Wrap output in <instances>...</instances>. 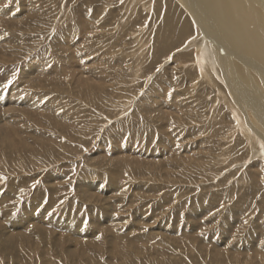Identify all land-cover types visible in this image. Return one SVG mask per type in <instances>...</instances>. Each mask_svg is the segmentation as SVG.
<instances>
[{
  "label": "rangeland",
  "instance_id": "374dc122",
  "mask_svg": "<svg viewBox=\"0 0 264 264\" xmlns=\"http://www.w3.org/2000/svg\"><path fill=\"white\" fill-rule=\"evenodd\" d=\"M184 7L0 0V264H264V127L221 74L264 101V51L222 67Z\"/></svg>",
  "mask_w": 264,
  "mask_h": 264
},
{
  "label": "bare ground",
  "instance_id": "6f19581e",
  "mask_svg": "<svg viewBox=\"0 0 264 264\" xmlns=\"http://www.w3.org/2000/svg\"><path fill=\"white\" fill-rule=\"evenodd\" d=\"M179 1L182 2L185 5V7H187L190 10V12H192V14L194 16H196V12H198V9H199L198 7H200L201 4L204 5V7L206 8V9L204 8L205 9L204 14H205V17L206 16L208 17L206 19V21L209 22L208 28H211L214 31V33H211L212 34V35H210L211 37L210 36H208V37H210L209 40L211 42L216 44L215 46H216V50H218V54L215 56H216V59L219 61L220 65L222 67H224V65L227 67H229L231 65L230 61H229V53L232 52V50L235 47H237V48L239 47L238 43L240 45L242 44L240 47L243 49H246V52L250 51L251 54H254L255 56H258V57L259 56L262 57V52L264 51L262 48V46H264V44H263L264 43V0H196L197 3L195 2V0H179ZM185 7H184V9H185ZM199 11L201 13V9H199ZM199 16H200V14H199ZM202 16L203 15L201 14L200 18H202ZM203 19L205 21V18H203ZM236 19H238V20H236ZM206 25H207V23H206ZM201 26H202V24H201ZM205 32H206V29H205ZM256 33L260 34L261 36L260 37L258 36V38H257ZM201 34H205V33H201ZM223 38L228 40L231 43V45H234L235 47L233 49H230V50L227 49V47H231V46L229 45V43L224 42L225 40ZM219 41L223 44L221 45V43ZM260 47H261V49H260ZM237 54H238V52H237ZM232 58H234V57H232ZM233 61H234V59H233ZM234 64L238 68L236 71L238 72V75L240 76V78L243 79V77H246L248 80H246L245 82H249V84L252 85V83H251L252 80L249 77L250 73L248 74V71L247 72L245 71L246 67L252 66V62L250 60L247 61L246 59H244L242 61V64L240 62L239 63L234 62ZM234 64H233V66H234ZM207 66H209V65H207ZM36 67H37V65H30V67L28 68V72H27L28 74L27 75L31 76L32 74H34V71L37 69ZM230 69L228 68L229 72H230ZM259 71L261 73L260 75L262 76V77H260L261 83H263L264 82V72H262L263 70H259ZM233 73H231L232 75H229V78H228L227 77L228 75H226L228 73H226V71L222 70L221 74L222 75L225 74L224 79L227 82L226 85L228 86V88L233 90L234 96L236 98H238L237 97L238 95L242 98L241 101L238 100L239 105L241 103H245L248 106H250V108L254 111L255 117L264 127V101H260V103H259V101H255V97L252 96L251 94L249 95V97H247L246 93L244 94L242 92H239V88L236 87V85H238L240 83H239V81H237L235 83V74L233 77ZM237 76H236V79H237ZM235 87H236V89H235ZM0 97L1 98L6 97V93H1ZM11 99L13 100V98H11ZM11 99L9 97H7L5 99V101L6 102L12 101ZM13 103H14V101H13ZM4 105L6 106V104H4ZM8 109L11 110L13 108H8ZM8 117L4 116V118L3 117L0 118L1 119L0 122L1 123L2 122L6 123V121L9 122V120L11 118L8 119ZM13 121L16 122L17 119H15ZM245 121H247V120H245ZM243 125H245V127H246V124H243ZM248 130H249V128H248ZM5 133L6 132L4 131L3 134H5Z\"/></svg>",
  "mask_w": 264,
  "mask_h": 264
}]
</instances>
